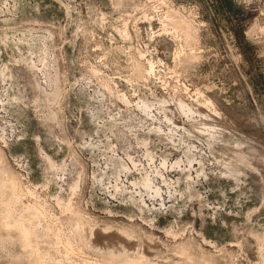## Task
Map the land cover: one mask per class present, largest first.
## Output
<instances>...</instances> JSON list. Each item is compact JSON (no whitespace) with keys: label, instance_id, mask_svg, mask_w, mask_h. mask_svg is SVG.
I'll return each instance as SVG.
<instances>
[{"label":"rangeland","instance_id":"rangeland-1","mask_svg":"<svg viewBox=\"0 0 264 264\" xmlns=\"http://www.w3.org/2000/svg\"><path fill=\"white\" fill-rule=\"evenodd\" d=\"M0 264H264V0H0Z\"/></svg>","mask_w":264,"mask_h":264},{"label":"bare ground","instance_id":"bare-ground-1","mask_svg":"<svg viewBox=\"0 0 264 264\" xmlns=\"http://www.w3.org/2000/svg\"><path fill=\"white\" fill-rule=\"evenodd\" d=\"M152 66H153V63H151L150 64V67L152 68ZM157 100V99H156ZM161 100V99H160ZM159 101V100H158ZM161 102V101H160ZM207 104H212L211 103V101H209V100H207V102H206ZM152 104V103H151ZM181 108H184V105L183 104H181ZM140 109V108H139ZM187 110L190 112V114L192 115V116H198V118H200V117H207V114H204V113H201L200 111H196V112H194V110H193V108H192V106L190 107V108H187ZM145 113V112H144ZM147 115L149 116V113L147 112ZM168 125V124H167ZM168 128V127H167ZM166 128V129H167ZM206 128H208L207 126H206ZM209 129V128H208ZM162 131V130H161ZM181 133V132H180ZM135 134V133H134ZM167 135V134H166ZM140 136V135H139ZM146 136V135H145ZM178 136V135H177ZM165 137V136H164ZM136 138V137H135ZM138 138V137H137ZM178 138V137H177ZM138 143V142H137ZM141 144V143H140ZM117 155V154H116ZM118 156V155H117ZM123 160H125V159H123ZM132 160V159H131ZM118 161H119V159H118ZM188 161V160H187ZM186 161V162H187ZM115 162V160L113 161V163ZM168 162V161H167ZM183 162V160H181V159H178V160H175V164L176 165H179L180 163H182ZM169 163V162H168ZM189 163V162H188ZM116 164V163H115ZM130 165V164H129ZM107 166V165H106ZM136 167H138V166H136ZM138 168H136V170H137ZM139 170V169H138ZM141 171H143V169L141 170ZM125 173V172H124ZM139 174H140V172H139ZM142 176H145V175H142ZM142 178V177H141ZM117 180V179H116ZM139 180V179H138ZM138 183V182H137ZM156 185V184H155ZM154 185V186H155ZM119 186V185H118ZM137 187V186H136ZM154 188V187H153ZM133 189H135V188H133ZM158 190V189H157ZM148 199V198H147Z\"/></svg>","mask_w":264,"mask_h":264}]
</instances>
